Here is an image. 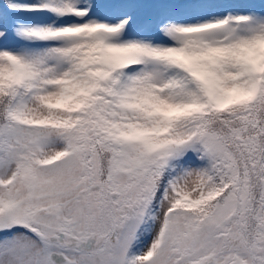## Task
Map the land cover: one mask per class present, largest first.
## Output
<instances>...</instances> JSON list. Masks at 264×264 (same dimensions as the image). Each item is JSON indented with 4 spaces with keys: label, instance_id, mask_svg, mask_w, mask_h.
I'll return each instance as SVG.
<instances>
[{
    "label": "snow or ice",
    "instance_id": "1",
    "mask_svg": "<svg viewBox=\"0 0 264 264\" xmlns=\"http://www.w3.org/2000/svg\"><path fill=\"white\" fill-rule=\"evenodd\" d=\"M0 264H264V0H0Z\"/></svg>",
    "mask_w": 264,
    "mask_h": 264
}]
</instances>
